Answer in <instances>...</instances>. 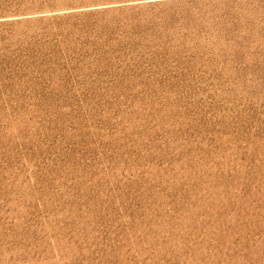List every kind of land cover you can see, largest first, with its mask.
<instances>
[{
	"label": "rangeland",
	"instance_id": "374dc122",
	"mask_svg": "<svg viewBox=\"0 0 264 264\" xmlns=\"http://www.w3.org/2000/svg\"><path fill=\"white\" fill-rule=\"evenodd\" d=\"M0 264H264V0H0Z\"/></svg>",
	"mask_w": 264,
	"mask_h": 264
}]
</instances>
